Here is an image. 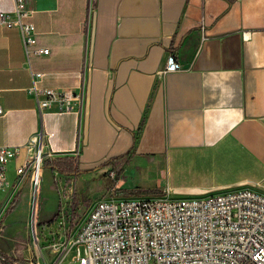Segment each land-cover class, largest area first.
<instances>
[{
	"label": "crops",
	"instance_id": "crops-1",
	"mask_svg": "<svg viewBox=\"0 0 264 264\" xmlns=\"http://www.w3.org/2000/svg\"><path fill=\"white\" fill-rule=\"evenodd\" d=\"M14 6L0 0V10ZM25 8L36 46L0 24V146L21 148L6 165L9 183L40 148L48 160L71 157L77 172L68 176L118 167L113 193L132 187L121 180L131 163L159 175V194L264 193V0H25ZM169 53L182 69L161 73ZM32 73L42 74L38 87L83 92L81 113L40 110L27 92Z\"/></svg>",
	"mask_w": 264,
	"mask_h": 264
},
{
	"label": "built area",
	"instance_id": "built-area-1",
	"mask_svg": "<svg viewBox=\"0 0 264 264\" xmlns=\"http://www.w3.org/2000/svg\"><path fill=\"white\" fill-rule=\"evenodd\" d=\"M14 5L11 12L0 10V24L20 30L25 48L36 46V28L25 0H14ZM181 69L175 54L169 53L161 73ZM41 75L32 73L27 88L40 110L56 107L59 112L81 113L83 92L38 87ZM20 149L0 146V220L12 203L9 196L32 167L33 156L16 168L13 184L7 181L6 165ZM35 156H42L40 148ZM34 168H40V162ZM109 176L114 179L116 174L110 170ZM73 217L71 213L60 239L52 244L60 256L54 264L65 261L70 252L78 264H264V193L252 187L183 197L169 192L112 194L96 201L76 229Z\"/></svg>",
	"mask_w": 264,
	"mask_h": 264
},
{
	"label": "rangeland",
	"instance_id": "rangeland-1",
	"mask_svg": "<svg viewBox=\"0 0 264 264\" xmlns=\"http://www.w3.org/2000/svg\"><path fill=\"white\" fill-rule=\"evenodd\" d=\"M36 151L37 148L32 155L31 169L9 196L8 200L13 199L15 208L6 214L8 203L0 220V250L8 254L14 264L58 262L60 256L52 244L60 239L71 213L76 229L96 201L112 195L111 187L119 178L118 167L117 171L113 169L116 177L112 179L106 166L79 173L77 177L54 173L55 170L43 165L46 159L42 153L40 169L44 172L42 170L38 183L34 184ZM125 168L121 180L132 183L131 188L127 187L129 195L156 196L152 185L160 179L157 173L145 170L139 163H131ZM7 195L8 192L3 193L4 199ZM73 255L74 252L67 254L60 264H78L72 262Z\"/></svg>",
	"mask_w": 264,
	"mask_h": 264
},
{
	"label": "trees",
	"instance_id": "trees-1",
	"mask_svg": "<svg viewBox=\"0 0 264 264\" xmlns=\"http://www.w3.org/2000/svg\"><path fill=\"white\" fill-rule=\"evenodd\" d=\"M114 159V158H112ZM111 159V160H112ZM45 167H50L52 170L57 171L60 174L63 175H72L75 174L77 171L75 169L74 160L71 157H64V158H56L53 160L46 159L43 163ZM42 165V166H43ZM120 171H118V174L120 175ZM129 190H116L115 194L123 195V194H129ZM159 194L158 190L155 189L154 193ZM15 208V202L11 203V205L8 207L6 214H9L13 209ZM0 258L2 259L0 264H11L13 262V259L6 255L3 251L0 250Z\"/></svg>",
	"mask_w": 264,
	"mask_h": 264
},
{
	"label": "bare ground",
	"instance_id": "bare-ground-1",
	"mask_svg": "<svg viewBox=\"0 0 264 264\" xmlns=\"http://www.w3.org/2000/svg\"><path fill=\"white\" fill-rule=\"evenodd\" d=\"M40 160H41V156H35V161H36V163H37V162H40ZM42 170H43V169H42ZM42 170H41L40 168H38V169H36V170L34 171V174H33V183H34V184H37V183H38V181H39V176H40Z\"/></svg>",
	"mask_w": 264,
	"mask_h": 264
}]
</instances>
